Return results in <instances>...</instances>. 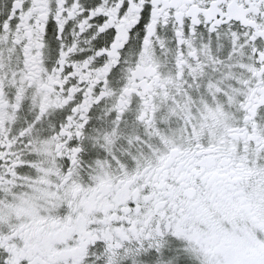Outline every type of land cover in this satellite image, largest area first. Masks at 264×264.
Wrapping results in <instances>:
<instances>
[{
    "label": "snow or ice",
    "instance_id": "obj_1",
    "mask_svg": "<svg viewBox=\"0 0 264 264\" xmlns=\"http://www.w3.org/2000/svg\"><path fill=\"white\" fill-rule=\"evenodd\" d=\"M0 264H264V0H0Z\"/></svg>",
    "mask_w": 264,
    "mask_h": 264
}]
</instances>
